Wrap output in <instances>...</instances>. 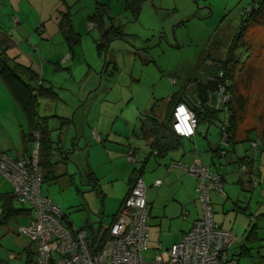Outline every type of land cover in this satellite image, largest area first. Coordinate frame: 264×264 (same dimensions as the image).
Segmentation results:
<instances>
[{"label":"rangeland","instance_id":"374dc122","mask_svg":"<svg viewBox=\"0 0 264 264\" xmlns=\"http://www.w3.org/2000/svg\"><path fill=\"white\" fill-rule=\"evenodd\" d=\"M253 1L147 0L135 21L128 12H124L120 0L118 6L114 3L112 14L118 17L117 25L121 26L124 36L115 40L109 50L106 44L98 51L97 44L105 45V42L98 40L100 36L96 30L95 35L91 36L89 32L83 35L81 48L75 50L73 59L71 53H67L66 56L71 58L66 61H63L66 56L61 60L60 56L53 57L50 62H45L44 53L42 57L34 56L42 79L52 84L60 95L57 102L42 99L38 108L40 116L49 117L51 138L58 147L53 162L59 161L55 168L58 179H43L41 194L59 206L77 229L84 228L91 235V229L86 225L92 221L88 222V218L98 219L95 211L99 210V198L81 181L80 176L85 169L76 162L77 159H85L96 145L103 146L97 137L93 138L96 124L105 130L100 133L108 148L114 147L121 152L131 142L149 150L144 141L136 137L141 127L140 118H145L155 101L167 100L179 92L199 64L209 57L221 59L222 55H227L224 52L231 47L232 37L238 28L245 26L244 38L234 49V59L239 62L236 94L245 98L243 102L237 100L238 143L235 148L242 156L251 150L250 140H259L258 160L253 168L259 184L253 186L248 174L242 176L243 183L238 184L237 175L242 174L240 171L236 173L237 167L223 183L224 195L213 192L211 198L215 220H220L225 230L238 236V243L230 250L238 264H264V217L259 215L264 213V0L263 5L260 2L257 6ZM254 5L255 15L246 16V20L244 18L241 22ZM172 79L177 83L173 84ZM15 105L0 80V151L16 159L19 156L16 150L27 148L31 157L35 143L24 142L21 130L27 135L28 124L23 112ZM225 115L221 112L220 120H224ZM55 116L71 118L73 123L60 130V120ZM207 127L220 141V123H203L200 130L204 133ZM59 135H62L60 143ZM73 149H77L71 155L73 160L64 162L67 152ZM220 160L222 164L218 161L217 169H222L226 175L218 172L227 177L231 168L225 166V157ZM99 174L106 207L111 210L121 193L122 178L117 176L111 164L102 165ZM11 192L12 185L0 173V193ZM237 200L239 206L248 207L247 212L236 210ZM12 207L19 211L29 210L28 205H22L15 199ZM32 217L33 212H23L4 219L0 224V261L3 264H25L27 249L35 253L36 245L21 232L30 225ZM109 219V214H106L104 226ZM254 225L257 240L246 241ZM151 228L153 240L156 228ZM164 246L166 250L168 245ZM243 246L250 248L249 255L239 256ZM157 248L160 247L150 243L149 250L143 252L146 261L153 259ZM21 254L22 260L13 258ZM35 257L32 254V258Z\"/></svg>","mask_w":264,"mask_h":264},{"label":"crops","instance_id":"0c3cea01","mask_svg":"<svg viewBox=\"0 0 264 264\" xmlns=\"http://www.w3.org/2000/svg\"><path fill=\"white\" fill-rule=\"evenodd\" d=\"M119 1L120 0H0V29L7 32L12 38L8 54L11 57L19 58L21 63L29 65L36 72H39L38 60L34 57L36 54H38L39 57H42L41 55L44 53L46 57L45 62H50L52 61L53 57L57 56H60L61 60L62 57L67 55V53H73L74 57L75 50L79 47L81 48L82 37L83 35H86V32H89L92 36L95 35V31L97 30V33L100 36V39L98 40H102L104 31L108 29L111 24L119 27L120 32L124 34L121 26L117 25L118 17H113L112 14L114 3H116V6H118ZM96 2L106 4L108 7H106L108 15L104 17V24L101 28H99L90 20V17L96 12ZM121 6L124 10V0H122ZM67 12L72 14V26L75 32L81 37L80 44L74 47L73 52H71L69 45L65 41L59 29L61 14ZM110 17L114 18L112 23L109 19ZM243 20L244 18L242 17L241 22H243ZM232 38L234 39V37ZM115 40H112L108 44L107 50L111 48V45ZM224 53L227 54L228 50ZM226 56L227 55H222L221 59H214L211 57H209V59L225 61L227 59ZM73 57L71 59H73ZM209 59L205 62L206 64H210L211 61ZM58 64H60V61H58ZM190 77L191 76L189 75V78L184 82V87L179 91L180 93H182L188 84ZM171 81L173 84L177 83L176 79H172ZM45 85L48 86L49 84L46 83ZM154 103L151 105V108ZM183 103H185L193 112L206 110L199 105L189 104L186 101ZM10 106L12 107V110L16 112V109L12 103H10ZM195 106L200 108V110L195 108ZM161 109L162 108L160 105L155 109V114L160 116L162 112ZM174 109H172L171 113V127ZM208 111L211 112V110ZM142 118L143 117L140 118V131L136 137L144 141L146 146L149 147V150L136 146L135 143L132 144L131 142H128L126 150H121V152L114 150V147L108 148V146H106L104 143L106 139L102 138V134L100 133H104L105 130H101L100 125L96 124L97 129L95 128V130H93V138L98 136L101 139L100 143L103 144V146L96 145L94 151L92 150L93 152L91 149L89 150V153L85 159H77L76 162L77 164L79 163L83 165L85 169L83 174L80 176L81 181L89 186L99 198V210L95 211V215L98 219L93 220L88 218V222H92L90 225H86L87 227H90L91 234L93 233L92 236L93 238L95 236V240H97V237L99 239V235L103 234L113 223L114 218L129 191L130 179L133 176V172L135 170H141V178L147 186V202L150 207L151 227L156 228V235H154L152 240V228L150 227V243L152 242L156 246L158 245L160 247L159 249H156V253H163L165 251L163 248L165 247V244L168 245V247L166 246L167 250L173 243L180 241L182 237L190 230L193 222L201 217V207L198 199L196 198L197 179L194 176L189 175L179 165L190 166L194 160H199L203 164L210 166L212 170L220 171V173L224 174L222 169H217L218 161L220 163L222 161L220 160L221 157H218L216 152L220 147V141L217 137L211 135L210 127H207L206 131L203 133V131L200 130L199 125L196 129V135L194 137L190 139L180 138L181 143L177 150L161 156L157 154V151H154L150 147V142L143 138ZM20 127H23L21 121ZM21 132H23L21 134L22 136L26 135L24 130H21ZM235 141L237 142L236 136ZM76 152L77 149L67 152L68 161L73 160V156L71 155ZM129 152L133 153V161L128 159ZM0 153H4V151H0ZM16 153L19 155L16 158L30 155L27 148L25 150L17 149ZM243 157L244 154L242 156L237 154L236 148H234V152L231 151L229 154H227L224 163L225 166H228V169L231 168L228 170L231 172V174L225 177V183L227 182V178H230L232 174H234L232 171L237 167L239 169V164L237 161ZM104 164H111L114 166L117 176L122 178V184L120 185L121 193L116 199L114 208L111 210H108L106 207V195L104 191H102L100 183L101 176L99 171L100 167ZM172 164H176L177 166H174L171 170H169ZM148 170L150 171L147 172ZM238 171L240 170H236V173ZM88 173H93L94 178L97 181V187L94 190L92 189L93 187H91V185L87 182ZM239 173L242 175H237V183L242 184V176L246 174L242 173L241 171ZM158 180H161L162 182L160 186H156L155 184ZM238 203L239 200L235 202V205ZM106 214H109L110 219L106 226H104ZM215 222L220 227H222L220 220H215ZM91 224L93 226H91ZM13 258H19L22 260L23 254L13 256ZM20 264L24 263L21 262ZM25 264L31 263L26 262Z\"/></svg>","mask_w":264,"mask_h":264},{"label":"built area","instance_id":"2783aa9c","mask_svg":"<svg viewBox=\"0 0 264 264\" xmlns=\"http://www.w3.org/2000/svg\"><path fill=\"white\" fill-rule=\"evenodd\" d=\"M66 57L63 61L71 58L70 55ZM218 80L216 110L223 109L226 115L220 122L221 140L217 156L225 157L232 148L229 108L234 105V97L229 90L230 81L224 79L223 72ZM197 124L195 113L185 103L175 106L172 130L177 137H194ZM35 137V152L31 157L15 159L0 153V173L12 185L14 199L28 205L29 213L33 212L30 225L21 230L36 245V257L31 264H238L230 253L239 241L238 236L223 229L214 220L211 194L218 192L223 196L226 179L218 171H213L199 160H194L190 166L179 165L197 179L201 217L193 222L180 241L146 261L143 252L149 250L151 223L147 186L141 176L130 185L105 238L98 242L86 230L77 229L59 206L41 194L38 134ZM250 142L251 150L246 155L254 160V168L261 144L257 140ZM128 159L134 160L132 152L128 153ZM174 166L177 165L172 164L169 170ZM239 170L248 174L253 186L259 184L256 174L246 165H240ZM161 183L158 180L155 184L160 186Z\"/></svg>","mask_w":264,"mask_h":264},{"label":"trees","instance_id":"16d2710c","mask_svg":"<svg viewBox=\"0 0 264 264\" xmlns=\"http://www.w3.org/2000/svg\"><path fill=\"white\" fill-rule=\"evenodd\" d=\"M147 0H124V10L127 11L134 20H137L143 4ZM263 5V0H254L253 3L257 6L259 3ZM252 6L251 11L246 12V15L243 17L246 20V16L253 17L256 13L255 6ZM106 4H101L96 2V12L93 16L90 17V20L95 23L99 28L104 24V17L108 15ZM108 8V7H107ZM111 23L114 21V18L110 17ZM247 21L249 19L247 18ZM246 22V21H245ZM59 29L63 35L65 41L70 47L71 52H73L74 47L78 46L81 41V37L78 33L75 32L72 26V16L71 13H62L61 19L59 22ZM245 26L238 28V31L235 33L234 39L232 41L231 47L228 49V53L225 61L221 60H211L210 64L205 62L199 64L197 69L193 72V75L203 76L208 78L214 76L219 77V74L223 72L224 79L230 81L229 90L234 97V105L229 108L230 116V145L231 150L228 151V154L232 151L234 152L236 132L238 129V116H237V100L243 102L245 98L242 95H237L238 87L236 82V76L238 72V63L234 59V49L238 46V43L244 38ZM124 35L120 32V28L111 24V26L106 29L103 33L102 40L105 42V45L97 44V49L100 52L102 48H105L108 44L115 39H121ZM12 42L11 36L0 29V80L3 85L8 90L10 96L18 106V108L23 112L27 124H28V134L24 135V140L36 142L35 135L38 134L39 141V153H38V162L41 168L42 173V183L43 179L56 181L59 176L55 174V168L59 164V161L56 163L53 162L54 156L57 154L58 147L56 143L52 141L51 131L52 129L49 126V117H43L39 114V103L42 99L49 100L52 102H57L60 100V95L56 89L50 84L46 86L45 81L42 79L39 72H36L31 66L21 63L19 58L11 57L8 54L10 45ZM100 55V53H99ZM73 57V53H71ZM241 72V70L239 71ZM186 100L184 99L183 93L177 92L171 95L167 100L161 99L155 101L154 105L150 109L145 118H142V129H143V138L146 141L150 142V147L157 151V154L163 156L169 152L177 150L181 143V139L177 137L171 127V113L172 109L179 103H183ZM187 102V101H186ZM161 105V114L156 115L155 109ZM198 110L197 106H195ZM224 112L223 109H218L215 111L203 110L200 112H195L197 118V127L203 123L216 124L221 122L219 114ZM60 120V130H63L66 126L73 123L71 118L58 117ZM197 129V128H196ZM62 141V135H59V143ZM252 141V140H250ZM219 148L216 152H218ZM247 154V153H246ZM244 155L243 158L239 159L237 162L240 165H246L248 170L252 171L254 174L256 172L253 170L254 160L250 159L248 155ZM227 156V155H226ZM225 156V157H226ZM223 158L222 156H220ZM68 160V157H64V162ZM258 160V156L256 161ZM142 172L134 171L133 176L130 179V185L133 181L140 177ZM88 184L93 187L94 190L97 187V181L94 178L93 173H88L87 177ZM14 200L13 193L2 194L0 193V224L3 223L4 219H7L13 215L19 213H28V210H15L12 207V201ZM236 210L240 212H247V206L241 207L238 204L235 205ZM264 217V213L259 214ZM256 225L250 229L249 234L246 237V241L255 242L257 240V235L255 231ZM109 229V228H108ZM108 229L101 235L97 241L101 242L104 238ZM86 230V229H84ZM93 234V233H92ZM91 234V235H92ZM92 238V237H91ZM94 239V238H92ZM250 248L242 247V251L239 253V256L249 255ZM28 262H32V252L30 248L26 251Z\"/></svg>","mask_w":264,"mask_h":264},{"label":"water","instance_id":"95a60500","mask_svg":"<svg viewBox=\"0 0 264 264\" xmlns=\"http://www.w3.org/2000/svg\"><path fill=\"white\" fill-rule=\"evenodd\" d=\"M216 87L217 81L215 79H199L189 85L187 84L182 93L187 103L203 106L204 109L213 112L216 110L217 103ZM91 226L93 225L91 224Z\"/></svg>","mask_w":264,"mask_h":264},{"label":"flooded vegetation","instance_id":"af4514ba","mask_svg":"<svg viewBox=\"0 0 264 264\" xmlns=\"http://www.w3.org/2000/svg\"><path fill=\"white\" fill-rule=\"evenodd\" d=\"M209 78H212V79H215L216 81H217V86H218V83H219V80H218V78H216V77H214V76H210V77H208V78H204L203 76H195V75H191V77H190V79L188 80V85L190 84V83H193L194 81H196V80H199V79H209ZM217 88V87H216ZM203 107V106H202ZM204 108V107H203Z\"/></svg>","mask_w":264,"mask_h":264}]
</instances>
